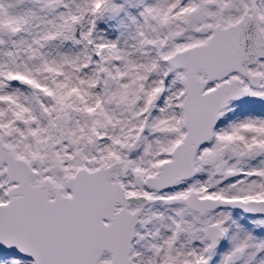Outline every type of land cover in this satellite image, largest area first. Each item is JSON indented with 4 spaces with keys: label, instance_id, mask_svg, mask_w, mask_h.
Returning <instances> with one entry per match:
<instances>
[{
    "label": "snow or ice",
    "instance_id": "1",
    "mask_svg": "<svg viewBox=\"0 0 264 264\" xmlns=\"http://www.w3.org/2000/svg\"><path fill=\"white\" fill-rule=\"evenodd\" d=\"M0 264H264V0H0Z\"/></svg>",
    "mask_w": 264,
    "mask_h": 264
}]
</instances>
